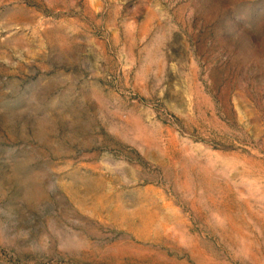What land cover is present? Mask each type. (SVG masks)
Returning <instances> with one entry per match:
<instances>
[{"label": "rangeland", "instance_id": "374dc122", "mask_svg": "<svg viewBox=\"0 0 264 264\" xmlns=\"http://www.w3.org/2000/svg\"><path fill=\"white\" fill-rule=\"evenodd\" d=\"M0 264H264V0H0Z\"/></svg>", "mask_w": 264, "mask_h": 264}]
</instances>
